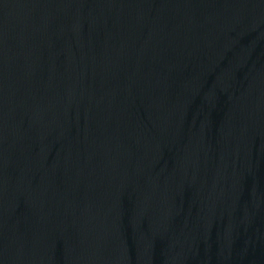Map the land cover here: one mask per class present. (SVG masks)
<instances>
[{
	"label": "water",
	"instance_id": "95a60500",
	"mask_svg": "<svg viewBox=\"0 0 264 264\" xmlns=\"http://www.w3.org/2000/svg\"><path fill=\"white\" fill-rule=\"evenodd\" d=\"M0 264H264V0H0Z\"/></svg>",
	"mask_w": 264,
	"mask_h": 264
}]
</instances>
